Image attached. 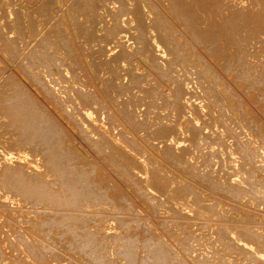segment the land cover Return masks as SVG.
<instances>
[{
	"label": "bare ground",
	"instance_id": "obj_1",
	"mask_svg": "<svg viewBox=\"0 0 264 264\" xmlns=\"http://www.w3.org/2000/svg\"><path fill=\"white\" fill-rule=\"evenodd\" d=\"M64 1L65 0L63 1L45 0V2L43 1L44 3H41L42 4L41 6L39 4V7L41 9H44V12L47 11L49 13L55 4L60 5L62 2L64 3ZM85 1L86 0H77V1L74 0V2L71 1L72 8H77L83 11V9H86L84 6L85 4H83L85 3ZM92 1L91 2L93 4L90 3L91 5H89L91 6V9H95V8L101 9L102 6H100L101 4L99 5V3L96 2L97 0L95 1V3H94V0ZM104 1L107 2V0H104ZM104 1L102 0L101 3H103ZM110 1L112 2L110 3V5L115 6L116 10L118 9L114 13L116 16L115 18L117 17L125 18L123 22L128 26V29L133 31L134 33L129 37L128 41H130L131 43H128V45H126L127 43L121 44L122 41L120 44L118 43L120 45V48H119V51L117 50L116 53L115 52L113 53L112 51L114 49L111 48L112 46L111 47L109 46L112 49L111 52L113 54L112 55L109 52L107 53L110 56V57L108 56L110 58L109 61L111 60V63H112V61L115 62L119 60L120 62L121 58H123L122 56H124V53H125V51L123 52L122 50L127 49L129 50V52H127L125 55L126 56L128 55L129 59H130V56H135L136 61H137L136 63L132 64L133 60L130 61L131 60L130 59L129 61L131 63H129L128 61L127 62L131 64L132 66L134 64L136 66L137 64L138 66L137 68L140 71H138L139 74H136L134 73L135 67L133 68L134 71L129 70L128 69L129 64H126L127 65L126 68L127 67L128 68L127 69L124 68L123 70L125 71L126 69L127 71H129V73L123 74L125 77L122 76L123 70H121L122 71L120 72L121 74L118 72L121 75L119 77L112 79V77L108 75L107 77L108 79L109 77H111L109 80L107 79L106 81L105 80L106 78L105 79L103 78L104 80L103 79L99 80L97 77L98 75L97 73L99 70L96 69L98 68V66L92 63L93 59L91 60L92 62H90L88 55L86 54L82 55L83 58H82V62L80 63L81 64L80 66L82 69L80 70V73L85 74V76L89 79V81H91L92 84L95 83L94 82L95 80L98 81L97 86H95L96 83L91 86L93 88L92 95L88 99H86L87 94L77 89H72V92H73L72 95H70L71 93L70 91H69V94H67L68 92L66 91L67 93L65 92L66 93V95H64L65 97L63 95L62 96L58 95V97H50V93L53 92L55 87H53L52 85V87L49 88L48 84H47L48 86L45 85L46 80L44 81L43 78H40V77H39L40 79H37V77L39 75H43V74H39V72L41 69H44V74L46 70V72L48 73V74L46 73V76L48 75L50 78L49 79L50 85L51 84L55 85L58 83L61 84L67 80V78L63 75L62 71H58L55 65V60L53 57V54H54L53 52L55 51L53 50H55L54 47H56L55 45L57 44L54 43L53 41L52 43L51 40L48 39L50 35L47 37V39H43L42 38L43 36L40 37V35L42 34H40V32H39L40 35L38 34V30L40 29H39L38 22L35 19H33L34 17L32 16L33 11L31 12L24 5L22 6L20 4L21 1L19 2L18 0H0V3L2 2L4 4L3 6L4 9L2 11L0 10L1 12H3L2 15H0V74L5 73L7 70L11 69L10 68L11 65H13V68L14 67L17 68L18 71L20 72V74H18L17 69L15 70L14 68L15 71L12 69L14 77L10 76L12 74L10 73L9 76L11 77V79L13 77V80L11 82L9 81L10 83H8L7 85L8 88L6 89L3 86L5 85L6 81L3 82L2 88H0V264H196L194 262L196 258H198L200 254L203 253L201 252L202 249L199 251L200 253L199 256L197 255L198 253L196 254L198 257L194 255L195 253L193 254L194 256H196L194 257L195 258L194 261L187 259L184 257V255H182L183 252L186 255L185 253L186 250L183 249L184 250L183 252L181 251L182 249L179 250V247L181 248V246L178 244L179 245L178 247V245L176 244L177 243L176 240H173V239L171 240L173 234H168L169 231H171V229H174V228H177L176 229L177 231L178 230L182 231V229H184V226L186 227L188 226L189 228L190 227L192 228L195 226L197 227V230L199 227L200 228L198 230L199 234H200V231L201 232L204 231L205 233H202L203 235L204 234L209 235L210 239L214 237L212 240L216 241V244L215 242L212 243L211 242L212 240L206 237V239L208 238L209 242H211L212 245L215 244L214 247L218 245L217 242H219L220 246L223 245L222 247L225 248L223 251L225 250L228 251L231 254V256L232 254L233 255L235 254L233 259H236L235 257H237L238 259H236L235 261L230 258V261L231 260L234 261L233 263L228 262L230 264H264V209H261L260 208L261 206L259 207V205H257V203H259L257 202V199L261 198V195L260 194L257 195V194L259 192H262L264 188H261L262 190L260 191H259L260 187L258 188L259 192L257 194L255 193L257 197L252 194L257 199L251 195L252 198L256 199V201L254 200L255 202H257L256 204L253 203L254 201L249 196L250 193L253 192L252 190L257 189L258 187L257 185H260L258 183L263 182L260 179V182L256 183L257 184L255 186L256 188H254V185L251 184L253 182L250 181L251 175H252V178L254 176L255 177L257 176L258 178H262L264 180V167L261 166L264 163V160L261 159L262 156L264 158V139H261L259 133L257 132L260 126L258 125V127H256V125L260 120L257 122L255 118H252L251 116H249V113L251 112L245 110V104H246L245 102L248 101L249 99L248 98L246 100L244 99V96L241 97V94H242L241 90L242 92L244 91L243 93H245V95L248 92L244 89L245 87L244 85L246 83L245 81L242 80L245 78L239 79V77L236 78L237 76L236 77L234 76L235 78L232 80L233 77H231L229 74V76L231 77L230 80H232V82L229 80L230 82L225 84V85H228V90L227 89L224 90L225 87L223 85L224 87L223 90L226 91L225 93L223 92L224 93L223 97H220L222 95L217 96L216 94L218 92L217 93L215 92L216 94L213 92L214 96H211L212 95L211 93L206 92L207 96L206 95H205L206 97L204 96L205 100L197 102L198 104H194L196 102L193 103L192 102L193 100L191 101V97L190 99L188 98L185 99L187 97L186 95L188 94H186L185 95L186 97L184 98V86L185 85L184 86L182 85L183 83L182 81L189 77L186 76L187 78L185 77L181 81L182 83H178L180 82L178 80H177L178 82L175 81L176 79H178L177 77L179 76L177 75L179 73L176 75L177 76L176 78L174 77L175 79L172 77V75L175 74L173 71L174 69L176 70L175 67H177L179 63L180 64L182 63V65L186 64L185 61H183L184 59L182 55L185 53L191 52L190 50H192L195 54V56L192 57L193 58L192 62L193 63L195 62L196 65H198V67L197 66L192 67V68H195L197 74L195 73V70L193 69L195 75L193 74L192 70L191 72L190 70L188 71L192 74V75L190 74L189 75L190 76L194 75V77L196 76V79H198V81H199V78H205V77L211 80L212 74L215 70H213L212 72V69L210 68V66L205 62L207 60L204 61V58L202 57L203 53L200 50V48L202 47L199 46L200 47L199 48L198 43L199 42L201 43V41H206V42L210 41L209 43H211V41H216L217 37L221 33L227 34L226 37H227V41H229L228 44H230V40L232 41V43H239V41H236V40L238 39L240 40V38L243 37V35H247V32L253 33L252 38L254 39L255 38L257 39L263 34V37L261 38L264 39V28H263L264 10L260 8H255V7L252 8L253 6L251 7L252 8L251 9L250 8L251 5L250 6L248 5V4H251L250 3L251 0H249L248 4H247V0H241V3L238 5H233V2L231 1L232 2L231 6L227 5L228 1L226 2V0H174L175 2L173 1V4L174 3L175 4L173 6L176 9L174 7L172 8L166 0H110ZM238 1L240 2V0ZM262 1H260L261 4H262ZM88 2L86 1L87 4ZM104 5H106V3ZM258 5H256V7ZM263 5H262V8H263ZM106 6L104 7L105 10L107 8ZM221 6H225L223 7L222 11L218 9V7H221ZM40 8L38 9L37 7L38 11H40ZM220 9H222V7ZM56 10L59 11L60 9L56 8ZM76 10H73V11L76 12ZM89 12L90 13H88L89 14L88 16L91 20H93V21L91 20L90 21L92 24L95 25V26L92 25L90 28H92L95 31L96 27L99 25V21L101 20L100 18L99 20L95 19L96 18L95 14L90 15L93 12L92 13L91 11ZM215 12H217L218 14L220 13V15H215ZM36 13H37V10H36ZM79 13L77 17L80 16ZM108 13H111V12L107 11V14ZM40 14L42 15L43 13H40ZM84 16H85V13H84ZM97 16L99 15L97 14ZM111 17H113V15ZM210 17L211 18L213 17V19H210ZM40 18L37 20H40ZM208 18L210 19V21L214 20L215 23H217L215 24V26L217 27H213V24L207 25L208 23L206 24L207 27L205 29L204 28L194 29V27H191V25L197 26L200 21L206 20V19L208 20ZM74 20H76L75 17H74ZM86 20H87L86 23L88 24L89 19H86ZM76 21L79 22V19L77 18ZM82 22H84V20ZM76 24L72 23L73 31L74 33H76V36L73 35L74 39L75 37L78 36V32H77L78 24L77 25ZM79 24H81L82 26V23H79ZM111 24L112 23H110V25ZM118 24L119 23L117 22L116 23L117 28H118ZM59 25L61 24H59L58 22L57 26L59 27ZM81 26L78 29L79 31H81L84 28V26H82L83 28ZM121 26L119 29L120 33L125 32L123 29L124 26L122 28L123 30L121 29ZM211 27H213L214 29ZM88 28L89 27H87L86 29L89 30ZM117 28L115 29L117 30ZM58 30L59 28L57 29V32L59 34L58 37L60 38V35L63 37L64 34H66L63 32H65V30L68 31L69 29L67 30V29L61 28V32ZM43 31L45 32V30ZM48 32L49 31H47V34ZM86 32L84 33L86 34ZM152 32H154L155 35H153L154 33L152 34ZM80 34H82V32H80ZM239 34L241 35L240 38L238 37ZM99 35L102 36L101 33ZM92 36L93 35H91L90 41L92 40ZM81 37L83 36L81 35ZM105 37L106 35L102 36V38H105ZM233 37H235V39ZM53 38H55V35H53ZM84 38L85 37H83V39ZM107 38L109 37H106V39ZM222 38L223 37H221L220 39ZM87 39L88 38H86V40ZM256 39L254 42L255 44L253 45H256V42H257ZM224 40L225 39H223V41ZM70 41L72 42V37ZM82 41L83 40H81L80 42ZM104 41L106 40L104 39ZM99 42H97V44H99ZM92 43L90 42L89 44H92ZM110 43L108 42V44ZM218 43L220 42H218L217 40V44ZM196 45L198 48L196 47ZM234 45L231 44V47H233ZM81 46H80V49L82 48ZM86 46H89V45H86ZM134 46H135V49H132L134 48ZM221 46H224V45H221ZM227 46L229 47V45ZM257 46L255 47L258 48ZM51 47L52 49L53 48L54 49L52 50ZM60 47L62 48L63 45ZM99 47L104 50V48H102V45ZM237 47H241V46H239L238 44ZM250 47L252 48L253 46H250ZM255 47H253V49ZM64 48L65 47H63V49ZM92 48L88 47V49L90 50ZM106 48L107 47H105V49ZM241 48H238V49H240L241 50L240 52L242 53V50L244 49V47H241ZM80 49L78 50L80 51ZM88 49H85V50H88ZM108 49L109 48H107V50ZM235 49H236V46H235ZM67 50H69V47L68 49H66V52L64 53H67ZM96 50L97 49H95V52ZM219 50L221 51L222 49H219ZM259 50L260 49H258V51ZM208 51H209V48H208ZM236 51H237L236 52L237 54L238 50ZM245 51H248V50H245ZM92 52L93 51L91 50V52H88V54L91 53L92 55ZM154 52L158 53L159 56H157V54L155 55ZM260 52L261 51H259V53ZM21 53L22 55H20ZM69 53H71L70 55L73 56L72 52H69ZM69 53L67 55H69ZM96 54L99 55L98 52ZM170 55H174L176 57L175 58L176 61L174 60L173 56L169 58ZM262 55H264V48L262 49ZM229 56H230V53H229ZM243 56L245 55H242V57ZM247 56H250V55L248 54ZM103 57L104 56H102V58ZM242 57H238V58L235 57V58L236 60H238L239 58L241 59ZM73 58L75 59L76 57H73ZM104 58L107 61L106 56ZM187 58L190 59L189 55ZM233 58L230 57L229 59H233ZM247 58H248L247 59L248 61L249 57ZM250 58L252 61L254 57L252 58L251 56ZM124 59L125 58H123V60ZM23 60L24 61L27 60L26 63H24ZM157 60H160L161 62L159 61L160 62L159 63ZM239 60L237 62H240ZM241 60L242 62H244L243 61L244 58ZM98 61L100 62L102 60H98ZM170 61H173L174 63L171 64ZM71 63H72V66L70 65L67 70L68 74L72 73L70 72V69L72 68L78 67V69H80L79 68L80 66H76L75 64H73L72 60H71ZM103 63H99V64L102 66L104 65ZM249 63L248 65L245 64L244 66L245 67L248 66L250 69H252L253 66L250 67ZM105 64L108 65L107 62ZM237 64L240 65L242 63H237ZM107 65H104V66H107ZM189 65L191 66L190 62H189ZM122 66H119V67L123 68ZM108 67H105V68H108ZM257 67H259V65ZM30 68L32 69L38 68L39 75L36 74L37 72L32 73ZM120 68L119 70L118 69L117 70L120 71ZM110 69L111 68H109V70ZM180 69L183 70V68L181 67ZM241 69L245 70L242 66H241ZM246 69H247L246 71L248 72V68ZM102 70L103 69L101 68V71ZM104 70L106 71V69ZM114 70L115 71L113 70L111 71L117 74L116 69ZM232 70L234 69L232 68ZM78 71L75 72L74 74L78 73ZM251 71L256 73L254 69L250 70L249 72ZM109 72L107 74H110ZM188 72H184V74H187ZM34 73L38 76L34 75ZM241 73L244 74L245 71ZM182 74H180L181 77L183 76ZM216 74H213V78H214V75ZM243 74H238V75L243 76ZM79 75L82 76V74H79ZM118 75H115V76H118ZM5 76H8V75H5ZM105 76H107L106 73H105ZM197 76L199 78H197ZM222 76L220 79H223ZM253 76H256V74H254ZM258 76L255 77V80L259 78V80L257 79L259 82L258 81L256 82L260 84L264 83V79H263L264 77L261 79L263 82L262 81L260 82V77ZM260 76H262V74ZM263 76H264V73H263ZM246 78L248 77L246 76ZM4 79L6 80L7 77L2 78V80ZM126 79L128 82H130V84L127 82L130 86L131 84L132 86H134L133 88H137L138 86H140L138 85V83L140 84L143 82L142 84L144 83L148 84L149 82H152V86H150L151 84H149L150 88H148L149 87L148 86L147 87L148 89H145V90L138 89V90L143 91L141 93L142 95L144 93L143 97L140 96L141 99L137 96L138 95L137 90L134 89L136 93L135 94L132 93L134 94V96H137L139 98V99L136 98L137 100L143 101L142 98H144L145 103L143 102V104H141V102H138L137 104L139 105L141 104L142 107L144 105L146 106L147 109L144 111L143 114L146 115L147 118L141 117L139 119L138 114H136L137 117L134 118L133 115L129 114L131 110L130 107L133 105V102L130 101V99L133 96L132 94H130L132 95L130 96L128 95L129 94L128 93L127 96H125V98L126 97L128 98L129 96L131 98H128L127 100L129 101L123 104L119 103L115 105L113 102L112 105L110 106L109 101L106 102V100L104 99L103 96H105V93L112 92L113 94V92L114 93L116 92L117 94V91H119V89H123V91L122 90L120 91L122 93L119 92L118 94V96L121 94L120 95L121 97L124 91L129 89L128 85H126V82L124 81ZM216 79L217 78L215 77L214 81ZM189 81H192V79ZM189 81L187 82L189 83ZM216 81H215V84H218V82ZM221 81L222 80H220L219 82L221 83ZM184 82L187 84L186 80ZM199 82L197 83V85H199ZM203 82H206V84L208 83L207 81H203ZM28 83L31 87H29L28 85L26 86V84ZM190 83H193V81ZM190 83L189 85L188 84L187 85L190 86ZM124 84L128 87V89H126V86ZM153 84L156 85V87H154ZM235 84H237L238 88ZM192 85L193 84H191V86ZM201 85H202V82L200 83V86ZM207 85L209 86V84ZM63 86L64 85L61 84V88L60 87H56V88L57 90L59 88L64 94V91L62 90L64 88ZM203 86L204 85H202L201 88H203ZM210 86H212V84ZM255 86H258V85H255ZM0 87H1V84H0ZM65 87L67 86L65 85ZM208 88L210 87H207V88L204 87L203 89H208ZM214 88L215 87L210 88L208 90H211V89L214 90ZM68 89H71V88H68ZM131 89L132 88L130 87V90L127 92H131ZM186 89H189L190 93H192L189 87ZM198 89L199 88L195 90H198ZM218 89L220 90V87ZM200 91H202V89ZM199 92L196 91V93H199ZM220 92L222 91L220 90ZM193 93L195 92L193 91ZM55 94H57V92ZM112 94L111 96L113 95L116 96V94H113V95ZM208 94H210V96ZM189 95H192V94H189ZM203 95L204 94H202V97L201 95L198 97L203 99ZM192 96L194 98V95ZM164 97H166L167 100L164 101L165 99ZM110 98L109 99L112 101V97ZM133 98L131 99L132 101L135 100V99L133 100ZM115 99L116 98H114V100ZM257 99H258L257 97H254V102L252 98L250 100H252L251 102L255 103ZM224 101L226 103H231V107H230L231 113L237 119H240L243 122L244 125L242 124L240 125H242L243 127L242 130L245 129L244 131H246V132L243 131L244 134L246 133L247 136H249L247 137V139H250V136L252 137L253 141L248 140L250 142V145H251V142L254 143V145H251L252 149L254 146V149L256 148L257 152L260 149L263 150V153H262L263 155L261 154L262 156H260L261 157L260 159L261 161L263 160V163L259 164L260 168H258V170L256 171V175H255V171H254V175L252 173L251 175L250 174L248 175L246 173V170L247 171L250 170V169L249 170L247 169L248 165L256 164L255 163L256 161L254 160L255 162H253V159H252L256 151H254V153L251 155L252 153V152L250 153L251 148L250 146L246 145L249 142L246 144L244 143L246 142L244 141V138L246 136H244V134L243 135L241 134L244 137L243 138L244 142L241 141L242 138L239 139L238 138L239 136H236V134H234L232 130V128L234 127L233 125L236 123L234 124L231 123L233 124L232 125L233 127H231L230 125V128H231L230 130H232V133L236 137L233 134H231V136L233 135L234 142L232 140L233 143H228L229 139H228V136H226V129L228 131L229 127L226 128L225 125L223 127V124H224L223 121L225 120V118L222 121L221 123L222 125H221L219 124V120L217 118L212 117L213 115L216 116L219 114L222 117V114H224L223 112L224 110H226L225 114L228 115L227 109L229 111V105L226 106L225 105L226 103L224 104L227 107V109L224 108L225 106L223 107L221 106L222 102ZM258 102H261V101H259L258 99ZM249 103L250 101L248 102V104ZM136 105L134 104L133 106H136ZM165 105H167V107L171 109V111L174 114H177L179 118L181 117L183 119V117L185 118V116H187L188 117V118L186 117L187 123H188L187 125H191V126L186 127L187 125H184V122H181L178 125H175V127L172 126V124L174 123H172L173 120L170 119L168 114L166 115L171 120V123H172L171 125L169 124L170 122L168 123L166 121L167 118L165 120H160L161 117L157 114V110L160 108L162 109L163 107L165 108ZM94 106H97V107L94 108ZM255 107H258V106H254V110L258 111L259 108L261 109V105L258 109H255ZM131 108L135 110L133 107ZM138 108L139 106H136V109ZM221 109H224L222 111L223 113L221 112L222 114L219 113ZM141 110L142 108L140 109V111ZM262 110L264 109L262 108ZM153 111H156V115L160 117L159 118L160 121H156L157 123L155 124L153 122L155 121V118H153V121H151V118L153 117L151 115L152 114L154 115L155 113V112L153 113ZM136 112H138V110H136ZM260 112L261 110L258 111V114ZM131 113H135V111L133 112L131 111ZM143 114L140 113L139 116L140 115L143 116ZM159 114L161 115V113ZM201 114H203V116H205L206 118L207 116H209V118H207L206 120L205 119L203 120V116H201ZM166 115L164 117H166ZM227 115H226V118H227ZM231 119L233 120V122H235L234 118L231 117ZM175 120L176 118L174 119V121ZM229 121H228V124H229ZM150 125H152V127L158 126V128L153 127V130L154 129L156 130L157 128L158 129V131L156 130L157 133L160 132L161 134L162 132V134L164 133L167 134L166 136L167 140H169L172 143L175 142L178 145H180V147H178V145L174 144L177 146L178 152L180 154L179 153L175 154L173 153L174 151L170 153L169 151H172V150L170 149L168 151L169 147L167 149V146L159 147V146H154L153 144H151L154 146L153 147L148 143L149 141L146 142V136L148 134L146 130H148V128L151 127ZM177 126L179 127L178 129L179 131L176 130ZM234 128L237 129V127H234ZM203 129L209 130V132L211 131L213 135H215V138L211 139V142H210L211 148H215L216 146H218L219 148V146L227 145V147L231 149L232 155H236L239 153H240L239 155H242L241 156L243 160V161L241 160L243 162L242 165H240L241 162H238L239 161L238 158L233 159V161L237 163V166H238L237 169H239V166H241L240 169L242 171L245 170L246 174H244V172L243 174L246 176V178L250 177V179H247V183H246V180H244L245 176L242 175V171H240V169H239V174L235 176L234 173L235 171L237 172V170H236V165H235V169L233 168L234 166H232L234 162L230 165L235 170L234 173L227 174L228 177L233 176V175L235 176L232 179V181H230L232 177H229L230 179L226 177L229 179V181L225 180L224 182V180L222 179L223 182L219 183L218 181H216L218 182L216 183L214 182L215 179L212 180V177H209L213 181L211 182V180L208 179V176H207L208 174L202 173L205 169L206 170L209 169L207 166L209 165L210 167L211 162L209 164L210 159H208L209 160L207 162L208 165L204 166L205 162L203 159L205 156H201L202 154L201 152H200V156L201 158L203 157L202 161L204 163L202 162H199V163H201L200 165H203L204 167L201 166L203 167V169H200V166L197 167L200 169L198 173H195L193 171V170L196 171L197 169L195 168L193 169L192 168L193 163L191 161L189 163L188 161L190 158H192L190 157L191 155L189 154L188 160L187 158L185 159L183 155H186L187 153H189V147L191 149L193 147L195 148L197 145L199 146L200 141H203V138H204L203 134H206L205 131H204L205 133H203ZM145 132L147 134L144 135L143 133ZM150 132L151 131L149 129V133ZM178 132L181 133L183 138H181L182 136H180V138H177V134H179ZM152 134H153V131H152ZM155 134L156 132L154 133V137H155ZM238 134L239 133H237V135ZM213 135L211 136V138L213 137ZM261 135L263 138L264 137L263 133H261ZM205 136L208 137L207 134ZM154 137L153 139L155 141V139L157 138H154ZM255 139L258 140L259 142L257 143ZM75 140H79L81 142L79 144H82V146L79 145V147H81L82 149L84 148L83 152L80 151L81 149L77 147V145L74 146V142H76ZM160 140L162 139L160 138ZM254 140L256 142H254ZM163 141L164 143L166 142L165 140ZM85 143H87L90 146V148L93 147L92 153L88 151L89 149L86 148ZM167 143L168 142H166L165 144L167 145ZM186 143H188L189 146ZM174 145L172 146L174 147ZM201 149H204V148H201ZM226 150H227L226 148L222 150L221 152L220 150H218V153L222 154V152L223 151L226 152ZM206 152H208V150ZM96 154L99 156L103 155L104 157L103 161H105L106 163L108 162L107 165H109V166L106 165L107 169L108 167L111 168V175L109 174L107 169L103 167V165L101 164L102 162L100 163V161L99 162L97 161L98 158ZM229 154L230 153H228L227 155ZM203 155H205V152H203ZM216 155L218 156V154ZM232 155H230V157ZM259 155L260 154H258V156ZM198 156H196L195 158L193 157L194 158L193 161ZM207 157L205 158L206 160H207ZM221 158H226V157H220V159ZM229 159H232V158H229ZM185 160L188 161L189 165L192 163L190 166H192L191 168L193 170L191 169L189 170L190 166L188 167V165H187V169L183 167L184 166L183 164L187 162ZM196 160L199 161V159H196ZM211 161L214 162V160H211ZM226 161H229V160H226ZM230 161H229V164H230ZM213 162H212V165H213ZM221 162L222 164L224 163V161H221ZM216 163L219 164V161L217 160ZM225 163L227 164V162ZM222 164H220L221 166L219 165L220 167H222L221 172L229 171L226 169L228 167L224 169L223 167L224 165L222 166ZM195 165L194 167L198 166L199 164L197 163V165L196 166ZM214 165H215L213 166L214 168L216 166L218 167V165L215 164V162H214ZM225 166H228V165H225ZM245 166H246V169L245 168L242 169V167H245ZM253 166L255 167V169H257L258 167L255 165ZM185 167H186V164H185ZM218 168L217 170L221 169V168L220 169ZM228 169H230V167ZM201 170L203 171L201 172ZM211 170L209 174L213 173L211 172ZM214 170H216V168ZM252 170H253V167L251 168V172H253ZM208 171L209 170L204 171V172H208ZM105 172H108V174H105ZM230 172H233V170H231ZM214 173H215V178H216L217 175H219V173L217 174L215 171ZM224 174H222L223 177H224ZM219 178L217 180H219ZM254 180H256V178ZM204 182L205 184L202 185V183ZM248 182H249V185H247ZM254 182H257V181H254ZM262 184L260 185L261 187H263ZM245 185L247 187L253 185V187L251 186L253 189L248 190L249 187L246 188ZM255 192H257V190ZM154 193L158 194L156 195L158 197L159 196L162 197L164 195L167 197V198L165 197V199L162 198L163 199L162 202L166 203V201L168 200L171 202L170 207L167 208L164 216L162 217H159L160 215L157 216L158 215L156 212L157 208H155L157 207V205L155 204L156 201H154L155 203L153 204L151 203V201H153L152 197ZM156 196L154 195L155 198ZM262 199L264 198L262 197ZM169 201L168 203H170ZM158 203L160 205L159 198H158L157 204ZM159 205H158V208L162 207ZM161 205H163V203ZM262 205L264 208V203ZM132 206H134V208L139 207L151 219V221L149 220L150 226H151V234L149 233V236L147 238H145L146 234H144L145 236L144 239H143V235L139 237V235H137L138 231H136V229L134 228H131L128 230V228L130 227V224H134V220H135L134 216L136 212L135 214L133 212L135 209L131 212V210L133 209ZM163 208H160V209H163ZM127 211H129V213H127ZM157 211L159 212L158 209ZM142 213L140 215H142ZM144 216L145 215H143L142 218ZM103 217L106 218L105 221H107V223L112 222V225H110L109 230L111 231L115 230L117 233H113V235L107 234V232L105 234L102 233L103 231H101V227H103L102 225L103 224L105 225V223H102L101 225L102 220L100 221V219H102ZM136 220L138 221V219ZM135 226L132 225L131 227H135ZM191 228L190 230L188 228H185V229L189 231H192L193 229L195 230V228H193L192 230ZM144 229H145L144 231H146V228ZM167 229H169V231ZM111 231L109 233H111ZM141 231L142 230H140V232ZM183 233L188 234L189 232L186 231ZM192 234H193V231H192ZM178 235L180 234L178 233ZM178 235L176 237H178ZM191 235L189 236L190 238L189 242H191L192 237L193 239H195L196 238L195 236H197V235L195 236L192 235L191 237ZM187 239H185L184 241L186 242ZM197 239L201 241L203 238L200 239L197 236ZM177 240L179 242V240L181 239H177ZM189 242H188V245H190ZM92 244H95L96 246H94L95 250L92 249L91 251L89 249V246L90 245L92 246ZM183 245L185 246V244ZM194 245H196V242ZM220 246H218L219 248L216 247L218 248V251L220 249ZM192 247L193 245L191 246V248ZM208 247H209V244H208ZM91 248H93V246ZM188 249H190V247ZM193 250L194 249L192 248L190 253L187 250L188 254L191 255V252ZM213 250L211 251V253L214 254L215 250L214 252ZM85 251H87L89 254L84 255ZM206 252L205 254L207 255L208 252L207 253ZM209 254H210V251H209ZM221 254L222 253H220L219 251L218 255H221ZM218 255H216L217 258H221ZM216 256H212V257L216 258ZM223 256H224V253H223ZM202 259L204 260L205 257H203ZM225 260L227 259H223V261ZM221 261L222 260H220V264L222 263ZM207 262H204V263L207 264ZM209 262H213V259ZM217 263H219V261H217L214 264H217Z\"/></svg>",
	"mask_w": 264,
	"mask_h": 264
},
{
	"label": "rangeland",
	"instance_id": "obj_2",
	"mask_svg": "<svg viewBox=\"0 0 264 264\" xmlns=\"http://www.w3.org/2000/svg\"><path fill=\"white\" fill-rule=\"evenodd\" d=\"M18 1H19V2L21 1L20 4H21L22 6L24 5L25 7H27L31 12L33 11V12H32V13H33L32 16H34L33 19H35V20L38 22L39 29H40V30H38V34H39V32H40V34H42V35L39 34L40 37L43 36V37H42L43 39H47V37L50 35V37H49L48 39L51 40V42L53 41L54 43L57 44V45L54 44V45L56 46V47H54L55 50H53L54 48L52 49V47H51V49H52L53 51H55V52H53V53H54V54H53V57H54V60H55L56 68L58 69V71H62L63 75L67 78V80H66L67 82L64 81V83H61L62 85H64V86H63L64 88L62 89V90L64 91V94H63V92H62L59 88H58V90H57V88H56V87H60V88H61V84L58 83V84H55V85H54V84H51V85H50V83H49V81H50L49 79H50V78H49L48 75H47V76H48V78H47V76H46V73H47L46 70H45V74H44V69H41L40 72H39V74H43V75H39V74H38V71H39L38 68H36V69H32V68H30V70L32 71V73H33V72H37L36 74L39 75V76H38V75H36V74L34 73V75L38 76L37 79L43 78L44 81L46 80V84H45L46 86L49 85L48 87L50 88V87H52V85H53V87L56 88V90H55V88H54L55 91L53 90V92H51V93H53V94L50 93V97H58V95H61V96L63 95V96H64V95H66L67 92H68L67 94H69V91L71 92L70 95H72V93H73V92H72V89H77V90H80V91L85 92V93L87 94L86 99H88V98L92 95L93 88H92L91 86H92L93 84H95V83H96L95 86H97L98 81H97V80H95V81L93 80L95 83L92 84L91 81H89V79L85 76V74L80 73V70L82 69L81 66H80V65H81L80 63L82 62V58H83L82 55H85V54L88 55V58L90 59V62L93 61L92 63L95 64L96 66H98V68H96L97 70H99L98 73H97V74L99 75V76L97 75L98 79H99V80H102L103 78H104V79L106 78V79H105L106 81H107V79H108V78H107L108 75L111 76L112 79L121 76V75H120V74H121L120 72H122L121 70H123L124 68H126V66H127L126 64L131 63L130 61L133 60V61H132V64L137 62L135 56H130V59H131V60H130V59H129V56L127 55V56H128V57H127V56L125 55L127 52H129V50H127V49H126V50H122L123 52L125 51L124 56H122L123 58H125L124 60H123V58H121L120 62H119V60H118V61H115V62L112 61V63L114 62L115 64H114V63L112 64V63H111V60L109 61V59H110L109 57H110V56H109V54H107V53L109 52L110 54H112V52H113V53H114V52L116 53L117 50L119 51V48H120V45H119V44L121 43V41H122L121 44H126V43H127L126 45H128V43H131L130 41H128V39H129V37L134 33L133 31L129 30V29H128V26L123 22L125 18H120V17H119V18H118V17L115 18L116 16H115L114 13H115L118 9L116 10V9H115V6L110 5V3H112L110 0H107V2L103 0V1L106 3L107 6L104 5V4H105L104 2H103L104 4L101 3L102 0H101V1H100V0H97V1L94 0V3H95V1H96L97 3H99V5L101 4V5H100V6H102L101 9H96V8H95V9H91V6H89V5H91L90 3H92L93 1L91 0V1H92V2H91L90 0H86L87 2H88V1H89V2H88V4L86 3V1H85V3H83V4H85L84 6H85V8H86V9H83V11H81L80 9H77V8H72V3H71V1L74 2V0H65L64 3L62 2L60 5H56V4H55V5L52 7V10H51L49 13H48L47 11H45V12H46V13H45V12H44V9H41V8L39 7V4H40V6H41V5H42L41 3H44L45 0H18ZM40 1H41V2H40ZM43 1H44V2H43ZM61 1H63V0H61ZM76 1H77V0H76ZM98 1H99V2H98ZM109 1H110V2H109ZM166 1L168 2V4H169L172 8L174 7V6H173V5L175 4V3L173 4V1H174V0H172V1L170 0V1L172 2V4H171V2H170L169 0H166ZM227 1H228V2H227ZM231 1L233 2V5H238V4L241 3V0H240V2H239L238 0H236L237 2H236L235 0H226V2L228 3L227 5H230V6H231V5H232V2H231ZM234 1H235V2H234ZM257 1H258V3H257ZM260 1H262V0H253V1L251 0V2H250L251 4H248V3H249V0H247V4H248L249 6L251 5L250 8L253 6L252 8L255 7V8H260V9H263V10H264V5H263V4H264V2H263L264 0L262 1V4L260 3ZM174 2H175V1H174ZM226 2H225V3H226ZM252 2H254V3H252ZM1 3H2V2H1ZM1 3H0V8H1L0 10L2 11V10L4 9V7H3L4 4L2 3V4H3V5H2ZM26 3H27V4H26ZM108 3H109V4H108ZM236 3H237V4H236ZM92 4H93V3H92ZM258 4H259V5H258ZM260 4H261V5H260ZM62 5H63V6H62ZM67 5H68V7H67ZM103 5H104V6H103ZM256 5H258V6L256 7ZM262 5H263V8H262ZM64 6H65V7H64ZM105 6L107 7L106 10H105V8H104ZM249 6H248V7H249ZM37 7H38V9L40 8V11H38ZM109 7H111V8H109ZM221 7H222V9H220ZM221 7H218V9L222 11V10H223V7H225V6H221ZM56 8H57V9H60V10L57 11ZM65 8H66V9H65ZM112 8H113V10H112ZM174 8H175V7H174ZM252 8H251V9H252ZM53 9H54V11H53ZM76 9H77V10H76ZM102 9H103V10H102ZM108 9H110V10H108ZM114 9H115V11H114ZM175 9H176V8H175ZM232 9H234V8H232ZM34 10H35V11H34ZM36 10H37V13H36ZM64 10H65L66 12H65ZM73 10H76V12L73 11ZM87 10H88V11H87ZM1 11H0V15H2V13H3V12H1ZM41 11H42V12H41ZM55 11H56V12H55ZM78 11H79L80 13L82 12L81 14H82L83 16H82ZM89 11H91V13L93 12V13L90 14V15L95 14V17H96L95 19H98V20H99V18H100V20H101V21H99V25L96 27L95 31H94L92 28H90V27H91L92 25H94V24L91 23V21H93V20H91V19L89 18V16H88V15H89L88 13H90ZM101 11H102V12H101ZM105 11H106V12H105ZM107 11H108V12L110 11L111 13H108V14H107ZM192 11H193V10H192ZM34 12H35V13H34ZM62 12H63V13H62ZM83 12L85 13V16H84V13H83ZM40 13H43V14L41 15ZM56 13H57V14H56ZM74 13H75V14H74ZM76 13H77V14H76ZM78 13H79V15H80L81 17H80V16L77 17ZM100 13H101V14H100ZM39 14H40V15H39ZM45 14H46V15H45ZM86 14H87V15H86ZM97 14H98L99 16H97ZM110 14H111V15H110ZM43 15H44L45 17H44ZM112 15H113V17H111ZM215 15H220V13L218 14L217 12H215ZM215 15H214V16H215ZM36 16H37V18H36ZM39 16H40L41 18H40ZM60 16H61V17H60ZM105 16H106V17H105ZM59 17H60V18H59ZM74 17H75L76 20H77V18H78V19H79V22L76 21V20H74ZM84 17H85V18H84ZM91 17H92V16H91ZM103 17H104V18H103ZM217 17H218V16H217ZM39 18H40V20H37V19H39ZM71 18H73V19H71ZM106 18H107V19H106ZM109 18H110V19H109ZM55 19L59 22V24H61V25H59V27L57 26L58 22H57ZM86 19H89V20H88V24L86 23V22H87ZM112 19H113V21H112ZM114 19H115V20H114ZM118 19H119V20H118ZM210 19H213V17H212V18L210 17ZM210 19H209V18H208V20H207V19H206V20H202V19H201L202 21H200V22L198 23L197 26H192V25H191V27H194V29H195V28H204V29H205V28L207 27V25H210V24H213V27H217V26H215V24H217V23H215L214 20H213V21H210ZM59 20H60V21H59ZM66 20H67V21H66ZM73 20H74V21H73ZM83 20H84V22H82ZM90 20H91V21H90ZM120 20H121V22H120ZM75 21H76V22H75ZM89 21H90V22H89ZM96 21H97V20H96ZM110 21H111V22H110ZM204 21H205V22H204ZM39 22H40V23H39ZM41 22H42V23H41ZM44 22H45L46 24H45ZM77 22H78V23H77ZM117 22L119 23V24H118V28H117V26H116V23H117ZM53 23H54V24H53ZM56 23H57V24H56ZM67 23H68L69 25H68ZM72 23H74V24L77 23V24H78V25L76 24L77 27H78V28H77V32H78V36H79L81 39H80L78 36L75 37V39H74L73 35L76 36V33H74V31H73ZM79 23H82V26H84V28H83V27L81 26V24H79ZM85 23H86V25H85ZM90 23H91V24H90ZM110 23H112V24L110 25ZM121 23H122V24H121ZM123 23H124V24H123ZM207 23H208V24H207ZM40 24H42V25H40ZM43 24H45V25H43ZM55 24H56V25H55ZM63 24H64V25H63ZM107 24H109V25H107ZM204 24H205V25H204ZM206 24H207V25H206ZM50 25H51V26H50ZM105 25H107V26H105ZM121 25H123L124 28H123V26H121ZM40 26H41V27H40ZM42 26H43V27H42ZM49 26H50V27H49ZM61 26H63V27H61ZM80 26L83 28L82 30L80 29L81 31L78 30V29L80 28ZM86 26L89 27V28H88L89 30L86 29V28H87ZM94 26H95V25H94ZM108 26H109V27H108ZM111 26H112V27H111ZM114 26H115V27H114ZM120 26H121V29L123 28L125 32H121V33H120V30H119V29H120ZM57 27L59 28L58 31H60V32H61V28H62V29L64 28V29H67V30L69 29V30H68L69 32L65 30V32H63V33H66L67 35L64 34L63 37L60 35V38H59V37H58L59 34H58V32H57V29H58ZM67 27H68V28H67ZM113 27H114V28H113ZM213 27H211V28H213ZM42 28H43V30H45V32L42 30ZM46 28H48V29H46ZM50 28H51L52 30H51ZM115 28H117L118 31H117ZM263 28H264V23H263ZM55 29H56V30H55ZM123 29H122V30H123ZM194 29H193V30H194ZM213 29H214V28H213ZM84 30H85V31H84ZM98 30H99V31H98ZM114 30H115V31H114ZM47 31H49L48 34H47ZM62 31H64V30H62ZM86 31H87V32H86ZM91 31H92V32H91ZM106 31H107V32H106ZM43 32H44V33H43ZM80 32H82V34H80ZM84 32H86V34H85ZM96 32H97V33H96ZM154 32H155V31H154ZM154 32H152V34H153ZM56 33H57V34H56ZM69 33H70V34H69ZM72 33H73V34H72ZM87 33H89V34H87ZM91 33H92V34H91ZM100 33H101L102 36H105V35H106V37H109V38H107V39H106V37H105V38H102V36L99 35ZM155 33H156V32H155ZM155 33H154L153 35H155ZM84 34H85L86 36H85ZM104 34H105V35H104ZM115 34H116V35H115ZM248 34H249V36H248ZM46 35H47V36H46ZM53 35H55V38H53ZM56 35H57V36H56ZM71 35H72V36H71ZM81 35H82L83 37H85V38L83 39V37H81ZM87 35H88V36H87ZM89 35H90V36H89ZM91 35H93L94 38H93V36H92V40L90 41ZM95 35H96V36H95ZM220 35H221V36H220ZM220 35L217 37L216 41H211L212 44L209 43L210 41H207V42H206V41H201V43H202V42L204 43V44L202 43L203 46H202V44H201L200 42L198 43V47L200 46V47H202L203 49H205V50H203L202 48L199 47L200 50H201L202 53H203V54H202V57L204 58V61L207 60V61H205V62L210 66V68L212 69V72H213V70H215V71L213 72V74H216V73H217L216 75H214V78H213V74H212V78H213V79L211 78V80H210V79L207 78V77H205V78H199V77L197 76V78H199V81H200V82H199L198 79H196V76L194 77V75H195V74H194V70H195V68H192V67H196V66L198 67V65H196L195 62H194V63L192 62V61H193V58H192V57L195 56V54H194V52H193L192 50H190L191 52H188V53H185V54L182 55V56H183V59H184L183 61H185V63H186L185 65H187V66H185L184 64L182 65V63H181V64L179 63V65H178L177 67H175L176 70L174 69V71H173L175 74H173L172 77H173V78H174V77L176 78L177 76H179V77H177L178 79H176L175 81H176V82L180 81V82H178V83H182V82H183V83H184V84L182 83L183 86L185 85L186 88L189 87V88L191 89L192 93H190V90H189V89H186L185 86H184V98L187 96L185 99H187V98L190 99V97H191V101L193 100V101H192L193 103L196 102V103H194V104H198L197 102L204 101V100H205L204 96H205V95L207 96V93H211V94H212L211 96H214V95H213V92H214V93H215V92H216V93L218 92L219 94H218V93H217V94L215 93V94H216L217 96L222 95V96H220V97H223V96H224V93L226 92V91H224V90H226V89L228 90V85H225V84L229 83L230 81L232 82V80H233L236 76H237L236 78L239 77V79H241V78H245V79H242V80L245 81V83H246V84L244 85V86H245L244 89H245L246 91H248L247 94H246L247 96L245 95V93H243L244 91L242 92V90H241V93H242V94H241V97L244 96V99H246V100L249 98L248 101L245 102V103H246V104H245V110L251 112V113H249V116H251L252 118H255L257 122L260 120V121L257 123V125H256V127H258V125L260 126V127L258 128V131H257V132L259 133L260 138H261V139H264V137L262 138V135H261V133H263V136H264V132H263V131H264V116H263V115H264V113H263L264 110H262V108L264 109V86H263L264 83H262V84L258 83V82H259V81H258L259 78H257L258 80H257V79L255 80V77L258 76V75H259L258 77H260V82L262 81L261 79L264 77V76H263V73H264V55H262V49L264 48V46H263V45H264V42H263L264 39L261 38V37H263V34H262V36L258 37L257 39L255 38L256 41H257V42H256V45H253V44H255V43H254V42H255V39L252 38L253 33H251V32H247V35H243V37H241V35L239 34L238 37H239V38L241 37L240 40H239L238 38H236V39H238V40H236V41H239V43H232V41L230 40V44H228L229 41H227V37H226L227 34H222V33H221ZM70 36L72 37V42L70 41V39H71ZM113 36H114V37H113ZM124 36H125V37H124ZM45 37H46V38H45ZM66 37H67V39H66ZM98 37H99V38H98ZM110 37H111V38H110ZM115 37H116L117 40L115 39ZM118 37H119V38H118ZM221 37H223V38L220 39ZM248 37H249V38H248ZM51 38H52L53 40H52ZM61 38H62V39H61ZM86 38H88V39L86 40ZM124 38H125V40H124ZM233 38L235 39V37H233ZM65 39H66V40H65ZM102 39H103V40H102ZM104 39H105L107 42L104 41ZM223 39H225L226 41H225V40L223 41ZM262 39H263V40H262ZM58 40L62 41L63 43L60 42V41H58ZM73 40H74V41H73ZM81 40H83L85 43H84L83 41L80 42ZM85 40H86V41H85ZM100 40H101V41H100ZM109 40H110V41H109ZM111 40H112V41H111ZM217 40H218V42H220V43L217 44ZM220 40H221V41H220ZM259 40H260V41H259ZM261 40H262V41H261ZM66 41H67V42H66ZM88 41H90L91 43L93 42V43H95V44H93V43H92V44H89L90 42H88ZM95 41H96V42H95ZM99 41H100V42H99ZM103 41H104L105 44L103 43ZM222 41H223V42H222ZM53 42H52V43H53ZM58 42H59V43H58ZM68 42H69V43H68ZM79 42H80V44H79ZM97 42H99V44H97ZM108 42H109V43L111 42L113 45H112L111 43L108 44ZM224 42H225V44H224ZM250 42H251V43H250ZM252 42H253V43H252ZM262 42H263V43H262ZM65 43H67V44H65ZM86 43H87V44H86ZM101 43H102V44H101ZM118 43H119V44H118ZM261 43H262V45H261ZM68 44H69V45H68ZM70 44H71V46H70ZM76 44H77V45L79 44V45L77 46ZM83 44H84V45H83ZM100 44L102 45V48H104L105 52H104L103 49H101V48L99 47V46H101ZM213 44H214V45H213ZM216 44H217V45H216ZM219 44H220V46H219ZM231 44H233V45L235 44V45L233 46L234 48L231 47ZM236 44H237V45L239 44V46L244 47V49H245V50H248V51H245V50L243 49L244 52H243V50H242V53H241V52H240L241 50L238 49V48H241V47H237ZM259 44H260V45H259ZM62 45H63V47H65L64 49H63V47H62V48L60 47V46H62ZM66 45H67V47H66ZM81 45H83V46H81ZM86 45H89V46H86ZM90 45H91L92 47H93V45H94V47L92 48ZM95 45H96V46H95ZM97 45H99V46H97ZM104 45H105V46H104ZM204 45H205V46H204ZM206 45H207V46H206ZM221 45H224V46H221ZM227 45H229V47H228ZM257 45L261 46L262 48L259 47V46H257ZM75 46H76V47H75ZM80 46L82 47V48H81L82 50L80 49ZM84 46H85V47H84ZM109 46H110V47L112 46L111 48L114 49L112 52H111L112 49H111ZM113 46H115V47H113ZM215 46H216L217 48H216ZM226 46H227V47H226ZM235 46H236V49H235ZM250 46H253V47L257 46L258 48L255 47V48L253 49V47L251 48ZM68 47H69V50H70V51L67 50V53H64V52H66V49H68ZM73 47H74V48H73ZM77 47H78V48H77ZM88 47L92 48V49H91V50L93 51V52H92V55H91V53L88 54V52H91V50L88 49ZM105 47H107V48H109V49L107 50V48L105 49ZM196 47H197V45H196ZM198 47H197V48H198ZM205 47H207V48H205ZM221 47H222V48H221ZM249 47H250V48H249ZM58 48H59V49H58ZM60 48H61V49H60ZM83 48L88 49L89 51H88V50H85V49H83ZM208 48H209V51H208ZM232 48H233V49H232ZM78 49H80V51H79ZM95 49H97L96 52H95ZM98 49H100L102 52H101L100 50H98ZM132 49H135V46H134V48H132ZM215 49H216V51H215ZM219 49H222V50L220 51ZM241 49H242V48H241ZM258 49H260V50H259V51H261L260 53H259ZM77 50H78V51H77ZM84 50H85V51H84ZM106 50H107V51H106ZM206 50H207V51H206ZM236 50H238V53H237V54H236V52H237ZM60 51H61V53H60ZM68 51H69V52H72V55H73V56H71V55H70L71 53H69ZM99 51H100L101 54L99 53ZM122 51H121V52H122ZM205 51H206V52H205ZM210 51H211V52H210ZM214 51H215V52H214ZM230 51H231V52H230ZM51 52H52V51H51ZM57 52H58L59 54H58ZM80 52H81V53H80ZM85 52H86V53H85ZM97 52H98L99 55L96 54ZM123 52H122V53H123ZM208 52H209V53H208ZM232 52H233V53H232ZM245 52H247V53H245ZM55 53H56L57 55H56ZM68 53H69V55H67ZM83 53H84V54H83ZM190 53H191V54H190ZM229 53H230V56H229ZM154 54H155V55L157 54V56H159L158 53H155V52H154ZM187 54L189 55V58H190L191 60L187 58V57H188ZM231 54H232V55H231ZM233 54H234V55H233ZM246 54H247V55L249 54L250 56H247ZM20 55H22V53H21ZM76 55H77V56H76ZM80 55H81V56H80ZM93 55H94V56H93ZM112 55H113V54H112ZM185 55H187V56H185ZM203 55H205V56H203ZM242 55H245V56L242 57ZM261 55H262V56H261ZM68 56H69V57H68ZM70 56H71V57H70ZM79 56H80V57H79ZM102 56H104V57L106 56L107 61L105 60L104 57H103V58H104V59H103ZM108 56H109V57H108ZM125 56H126V57H125ZM171 56H173V57H174V60L176 61V59H175L176 57H175L174 55H170L169 58H171ZM200 56H201V55H200ZM211 56H212V57H211ZM246 56L249 57V60H248V61H247L248 58H247ZM251 56H252V58L254 57V58L252 59V61H251V58H250ZM65 57H66V58H65ZM73 57H76V58H75L76 61H75V59H74ZM99 57H100V58H99ZM131 57H132V58H131ZM133 57H134V58H133ZM173 57H172V58H173ZM184 57H185V58H184ZM230 57H231V58L234 57V58H233L234 60H233V59H229ZM235 57H236V58H238V57H242L241 59L244 58L243 61H244V62L246 61V62H245V63L242 62V60H241L240 58H239L240 60L238 59L240 62H237L238 60H236ZM70 58H71V59H70ZM80 58H81V59H80ZM186 58H187V59H186ZM217 58H218V59H217ZM245 58H246V59H245ZM64 59H65V60H64ZM67 59H68V60L70 59V60L68 61ZM92 59H93V60H92ZM228 59H229V61H228ZM56 60H57V61H56ZM58 60H59V61H58ZM71 60H72L73 64H75L76 66H80V67H79L80 69H78V67H76V68H72L73 70L70 69V72H72V73H71V74H68V73H67L68 67H69L70 65L72 66ZM77 60H78V61H77ZM91 60H92V61H91ZM98 60H102V61L99 62ZM129 60H130V61H129ZM134 60H135V61H134ZM174 60H173V61H174ZM186 60H187V61H186ZM230 60H231V61H230ZM26 61H27V60H25V61L23 60L24 63H26ZM104 61H106V62L108 63V65L105 64L106 62H104ZM108 61H109V62H108ZM127 61H128L129 63H128ZM157 61L159 62L160 60H157ZM157 61H156V62H157ZM173 61H170V63L173 64V63H174ZM249 61H250V63H249ZM253 61H254V63H253ZM103 62H104V63H103ZM121 62H122V64H123V66H122ZM124 62H125V64H124ZM160 62H161V61H160ZM160 62H159V63H160ZM189 62H190V64H191V66L189 65ZM233 62H234V63H233ZM247 62L250 64V67L253 66L252 69H250L248 66H247V67L244 66L245 64L248 65ZM251 62H252V63H251ZM59 63H60V64H59ZM99 63H103L104 65H107V66H104V65L101 66ZM237 63H242V64L238 65ZM77 64H78V65H77ZM98 64H99V65H98ZM117 64H118L119 66H122L123 68H120ZM194 64H195V65H194ZM234 64H235V65L237 64V65L235 66ZM114 65H116V66H114ZM225 65H226V67H225ZM254 65H255L256 67H255ZM258 65H259V67H257ZM99 66H100V67H99ZM103 66H104V67H103ZM108 66H109V67H108ZM110 66H112V67H110ZM131 66H132V65L129 64V68H128V67H127V68H128L129 70H133V71H134V69H135L134 73L139 74L138 71H140V70L137 68V67H138L137 64H136V66H135V64H134V65L132 66V68H131ZM219 66H220V67H219ZM241 66H242L245 70L241 69ZM105 67H108V68H105ZM117 67H118V68H117ZM134 67H135V68H134ZM180 67L183 68V70L180 69ZM223 67H224V68H223ZM230 67H232L234 70H232V68H230ZM10 68H11V69L8 68L9 70H7L5 73L0 74V80H1V81H0V84H1V87H0V88H2V84H3V82L6 81V82H5V85H3V86L7 89V88H8V87H7L8 83H10V82L13 80V77H14V76H13V72H12V71L14 70L15 67L13 68V65H11ZM101 68L103 69L102 71H101ZM109 68H111V69L109 70ZM113 68L116 69V73H117V74H115V72H112V71H111V70L115 71ZM119 68H120V71H118ZM127 68H126V69H127ZM133 68H134V69H133ZM136 68H137V69H136ZM184 68H185V69H184ZM186 68H187V69H186ZM188 68H189V69H188ZM213 68H214V69H213ZM217 68H218V69H217ZM229 68H230V69H229ZM239 68H240V69H239ZM246 68H248V72H249L250 70H253V69H254V71H255L256 73H254L253 71H251V72L248 73V72L246 71V70H247ZM12 69H13V70H12ZM16 69H17V68H15V70H16ZM104 69H106V71H108V72L110 71V72H109L110 74L113 73V74H112L113 76L110 75V74H107L108 72H106ZM117 69H118V70H117ZM126 69H125V71L123 70V72H122V76H124L123 74H127V73H129V71H127ZM193 69H194V70H193ZM237 69H238V70H237ZM15 70H14V71H15ZM33 70H35V71H33ZM74 70H76V71H74ZM78 70H79V71H78ZM177 70H178L179 72H178ZM189 70H190V72H191V70L193 71V74H194L193 76H190V75H192V74H191L190 72H188ZM219 70H220V71H219ZM230 70H231V71H230ZM77 71H78V73L74 74V73L77 72ZM104 71H105V72H104ZM133 71H131V72H133ZM175 71H176V72H175ZM181 71H182V72H183V71H184V72H188V73H187V74H184V72H183V74H182ZM244 71H245L244 74L241 73V72H244ZM17 72H18V74H20V72L18 71V69H17ZM17 72H16V73H17ZM81 72H83V71H81ZM100 72H101L102 74H101ZM118 72H119L120 74H119ZM218 72H219L220 74H219ZM222 72H223V73H222ZM235 72H236V73H235ZM262 72H263V73H262ZM7 73H8V74H7ZM10 73H12V74L10 75ZM99 73H100V74H99ZM103 73H104V75H103ZM105 73H106L107 76H105ZM140 73H141V72H140ZM178 73H179V74H178ZM195 73H196V70H195ZM233 73H234V74H233ZM252 73H253V75L256 74V76H253ZM260 73L262 74V76H260V75H261ZM47 74H48V73H47ZM79 74H82V76H80ZM118 74H119V75H118ZM177 74H178V75H177ZM180 74H182L183 76L181 77ZM189 74H190V75H189ZM196 74H197V73H196ZM229 74H230L231 77H233L232 80H230L231 77L229 76ZM238 74H243V76L238 75ZM1 75H2V76H1ZM3 75H4V76H3ZM5 75H8V76H5ZM9 75H10V76H13L12 79H11V77H10ZM78 75H79V76H78ZM83 75H84V76H83ZM115 75H118V76H115ZM174 75H175V76H174ZM176 75H177V76H176ZM184 75H185V76H184ZM222 75H224L225 77L222 76ZM232 75H233V76H232ZM244 75H245V76H244ZM36 76H35V77H36ZM41 76H43V77H41ZM77 76L79 77V79H78ZM100 76H102V77H100ZM114 76H115V77H114ZM186 76H188L189 78H190V77H192V78L189 79V78H187ZM219 76H220V77H219ZM221 76H222L223 79H220ZM234 76H235V77H234ZM240 76H241V77H240ZM246 76L249 78V80H248V78H246ZM3 77H5V78L7 77V79H8V78H9V79H8V80H7V79H6V80H5V79L2 80ZM39 77H40V78H39ZM45 77H46V79H45ZM111 77H109V79H110ZM124 77H125V76H124ZM185 77H186L187 79H189V80L192 79L193 83H190V82H192V81H189V80H187V79H184ZM215 77L218 79V80L216 79L217 81L215 80L216 82H218V84H215V81H214ZM218 77H219V78H218ZM228 77H230V78H228ZM175 78H174V79H175ZM193 78H195L196 80L193 79ZM206 78H207V79H206ZM226 78H227L228 82H227ZM104 79H103V80H104ZM109 79H108V80H109ZM183 79H184V80H183ZM205 79H206V80H205ZM219 79L222 80L221 83L219 82V81H220ZM263 79H264V78H263ZM177 80H178V81H177ZM182 80H183V81H182ZM185 80H186V82L189 81L190 86H188V85H189L188 82H187L188 85L184 82ZM194 80H195L196 83L194 82ZM201 80H202V81H201ZM212 80H213L214 82H213ZM229 80H230V81H229ZM9 81H10V82H9ZM68 81H69V82L71 81V82H70L71 84H70ZM124 81L126 82V85H128V87H129V89H128V87L124 84V85L126 86V89H128V90H125V89H124L126 92L124 91L123 95H124V94H125V95H124V96L122 95V96H123V97L121 96L122 98L120 97L121 94L118 96L119 92H120L121 90L123 91V89H119V91H117V94H116V92H115V93L113 92V94H116V96H114V95L112 94V92H110V93H109V92H108V93H105V96H103V97H104V99L106 100V102L109 101V105H110V106L112 105L113 102H114L115 105H117V104H119V103H120V104H121V103L123 104V103L129 101V100H127V99H128V98H131L130 96L133 95L132 98L134 97L133 100L135 99V100H134L135 103H134V101L131 100L132 98L130 99V101L133 102V105H134V104L136 105L138 102H141V104H143V102L145 103L144 98H142L143 101H142V100H137V99H139L140 96L143 97L144 93H143V95H142L141 93H142L143 91H141V90H142V89L145 90V89L150 88V86H152V82H149L148 84H147V83L142 84L143 82L140 83V84L138 83V85H140V86H138V85H136V86H138V87H140V88H138V87H137V88H133L134 86H132V84H131V86H130V85H129L130 82H128L127 79L124 80ZM181 81H182V82H181ZM203 81H207V82H208L207 84H209V86L206 84V82H203ZM256 81H258V82H256ZM127 82H128L129 84H128ZM198 82H199V85H197ZM201 82H202V85H204L203 88H204V87H205V88H207V87H210V88L215 87L214 90H213V89L208 90V89H210V88H208V89H203V88H201V86H202V85L200 86V83H201ZM254 82H255V83H254ZM262 82H263V81H262ZM25 83H27V82H25ZM68 83H69V84H68ZM247 83H248V84H247ZM256 83H257V84H256ZM47 84H48V85H47ZM145 84H146V85H145ZM149 84H151V85L149 86ZM191 84H193V85L195 84L194 87H193V85L191 86ZM205 84H206V86H205ZM211 84H212V86H210ZM213 84H214V85H213ZM27 85H28L29 87H31V86L29 85V83L26 84V86H27ZM65 85H66L67 87H65ZM142 85H143V87H142ZM153 85H154V84H153ZM196 85H197V87H196ZM215 85H217V86H215ZM219 85H220V86H219ZM223 85H224V87H225L224 90H223V88H224ZM235 85L237 86V84H235ZM255 85H258V86H255ZM261 85H262V86H261ZM145 86H146V88H145ZM148 86H149V87H148ZM187 86H188V87H187ZM199 86H200V87H199ZM226 86H227V88H226ZM130 87H131L133 90L131 89V92H127V91L130 90ZM147 87H148V88H147ZM154 87H156V85H154ZM191 87H192V88H191ZM217 87H218V88L220 87V90H221L222 92H220V90H219ZM262 87H263V88H262ZM65 88H66L67 90H66ZM68 88H71V89H68ZM194 88H195V89L199 88L200 90L202 89V91H203L204 93H203L202 91H200L199 89H198V90H195ZM237 88H238V86H237ZM52 89H53V88H52ZM134 89L137 90V94H138V95H137V94H136V95H137L139 98H138L137 96H134V94L136 93V91H134ZM138 89H141V90H138ZM193 89H194V90H193ZM239 89H240V88H239ZM260 89H261V90H260ZM218 90H219V91H218ZM259 90H260V91H259ZM66 91H67V92H66ZM140 91H141V92H140ZM186 91H187V92H186ZM188 91H189V93H188ZM193 91H194L195 93H193ZM196 91H197V92L200 91V92H199V93H196ZM208 91H209V92H208ZM239 91H240V90H239ZM56 92H57V94H55ZM58 92H59V93H58ZM61 92H62V94H61ZM65 92H66V93H65ZM206 92H207V93H206ZM223 92H224V93H223ZM120 93H122V92H120ZM128 93H129V94H128ZM132 93H134V94H132ZM139 93H140L141 95H140ZM200 93H201V94H200ZM222 93H223V94H222ZM257 93H258V94H257ZM111 94H112L114 97L111 96ZM127 94H128V95L132 94V95H130L128 98H127V97L125 98V96H127ZM186 94H188V95H186ZM189 94L194 95V98H193L192 95H189ZM199 94L201 95V97H202V94H204V95H203V99L200 98V97H198V96H200ZM249 94H250L251 96H250ZM256 94H257V95H256ZM259 94H260L261 97L259 96ZM185 95H186V96H185ZM208 95L210 96V94H208ZM216 95H215V96H216ZM206 96H205V97H206ZM248 96H249V97H248ZM59 97H60V96H59ZM64 97H65V96H64ZM108 97H109V98L112 97V101L110 100L111 98L109 99ZM254 97H257V98L259 99V101L262 102V104H261V102H258V99H257V101L255 100V101L258 103V105H257L256 102H255L256 104L253 103V102H254ZM114 98H116V99L114 100ZM117 98H118V100H117ZM136 98H137V99H136ZM164 98H165L164 101L167 100L166 97H164ZM251 98L253 99V102H251V101H252V100H250ZM107 99H108V100H107ZM124 99H125V100H124ZM140 99H141V98H140ZM255 99H256V98H255ZM119 100H120V101H119ZM57 101H58V100H57ZM110 101H111V102H110ZM118 101H119V102H118ZM121 101H122V102H121ZM136 101H137V102H136ZM249 101H250V103L248 104ZM225 103H226L225 101L222 102V105H221V106L223 107V106H225V105H226V106L229 105V111H228V109H227L226 106H225L224 108L227 109V113H228V115L231 114V115H229V116H231L232 118H234V121H235V122H233V120L231 119V117H229L227 114H225L226 110H224V109H221L220 112H219V113H221V112L224 110V111H223L224 114H222L223 112L221 113V114H222V117H221L220 114H219L220 116H219V115H216V116L213 115L212 117H213V118H217V119L219 120V124H221L222 121H223L224 118H225V120L223 121V122H224L223 127H224V125H225L226 128L229 127V130L231 129V128H230V125H231V127H233V126H234V127H237V129L234 128V127L232 128L233 133L236 134V136H239V137H238L239 139L242 138L241 141H243V138H244V137H243L242 135L244 134V132H246V131H244L245 129L242 130V128H243L242 125H244V124H243V122H242L240 119H237V118L231 113V111H230L231 103H226V104H225ZM236 103H237V102H236ZM236 103H235V104H236ZM251 103H252L253 105L255 104L254 106H258V107H255V109H258V108L260 107V105H261V109H260V108L258 109V111L261 110V112H260L259 114H258V111H257V110H254V106H253ZM259 103H260V104H259ZM141 104H140V105L137 104L136 106H139V108L141 107V108H142V110H141L142 112L140 111L141 108H140V109H139V108L136 109V106H133V105H132L131 107H133V108L135 109V110H133V109L130 107L131 110L129 109V110H130V113H129V114H130V115H133L134 118L137 117L136 114H138V118H139V119H140L141 117H142V118L146 117V115H144L143 113H144V111H145L147 108H146V106L144 105V106H143V107L145 108V109H144V108L141 106ZM224 104H225V105H224ZM236 105H237V104H236ZM247 105H248V106H247ZM252 106H253V108H252ZM96 107H97V106H94V108H96ZM222 107H221V108H222ZM248 108H249V109H248ZM250 108H251V109H250ZM162 109H164V110H162ZM162 109L160 108V109L157 110V114H158L162 119H161L158 115H156V111H153V113H154V112H155V113H154V115H153V114L151 115V116H153V117L151 118V121H153V118H155V121H153L154 124L157 123L156 121L165 120L166 118H167L166 121H167L168 123L170 122V123H169L170 125H171L172 123H174V124H172V126H174V127H175V125H178V124L181 123V122H184V125H187V124H188V123H187V119H186L187 116H185V118L183 117V119H182L181 117L179 118L177 114H174V113L171 111V109H169V108L167 107V105H165V108L163 107ZM136 110H138V112H136ZM161 110H162V111H161ZM168 110H169V111H168ZM206 110H207V109H206ZM250 110H251V111H250ZM252 110H253V111H252ZM131 111H132V112L135 111V113H131ZM158 111H160V112H158ZM163 111H164V112H163ZM139 112H140L141 114H143V116H141V115L139 116V114H140ZM162 112H163V113H162ZM166 112H167V113H166ZM252 112H253V113H252ZM159 113H161V115H160ZM262 113H263V115H262ZM162 114H163V115H162ZM164 114H165V115L168 114V116L170 117V119L173 120V122L171 123V120L169 119V117H167V115H166V117H164V116H165ZM135 115H136V116H135ZM170 115H171V116H170ZM226 115H227V118H226ZM151 116H150V117H151ZM156 116H157V117H156ZM162 116H163V117H162ZM201 116H203V114H201ZM254 116H256V117H254ZM171 117H172V118H171ZM219 117H221L222 119L219 118ZM259 117H260V118H259ZM146 118H147V117H146ZM159 118H160V120H159ZM173 118H174V119L176 118V120L174 121ZM187 118H188V117H187ZM207 118H209V116H207ZM207 118H206L205 116H203V120H204V119L206 120ZM228 118H229V120L231 119L232 121H231V120L229 121ZM220 119H221V120H220ZM235 119H236V120H235ZM169 120H170V121H169ZM185 120H186V121H185ZM166 121H165V122H166ZM220 121H221V122H220ZM225 121H226V122H225ZM228 121H229V124H228ZM240 121H241V122H240ZM262 121H263V122H262ZM176 123H177V124H176ZM185 123H186V124H185ZM226 123H227V124H226ZM231 123H233V124L236 123V124L233 125V124H231ZM237 123H239V124H237ZM150 124H151V123H150ZM240 124H242V125H240ZM221 125H222V124H221ZM228 125H229V126H228ZM232 125H233V126H232ZM150 126L152 127V125H150ZM188 126L190 127L191 125H187L186 127H188ZM151 127H149L148 130H146V132H148V134H147L146 132L143 133L144 135L147 134V136H148V137L146 136V142L149 141L148 143H149L150 145L153 144L154 146H159V147H166V146H167V149H168V147H169L168 151H169L170 149L172 150V151H169L170 153L173 152V151H174L173 153H175V154H178V153H179V152H178V149H177V146H176V145H178L177 143H175V142L172 143V142H170L169 140H167V137H166L167 134H165V133L162 134V132H161V134L163 135V136H162V135L160 134V132L157 133V131H158V129H157L158 126H153V127H157V128H156L157 131H156L155 129L153 130V127H152V128H151ZM261 128H262V129H261ZM119 129H120V128H119ZM149 129H150V131H151L150 133H149ZM178 129H179V127L177 126L176 130H178ZM235 129H236V130H235ZM238 129H239L242 133H241ZM259 129H261V130H259ZM229 130L227 131V129H226V136H228V139H229V140H228V143H233V142H234V140H233V135H234V134L232 133V130H230V131H229ZM152 131H153V134H152ZM154 131L156 132V134L159 135V137H158V135H156V134H155V137H154V133H155ZM178 131H179V130H178ZM204 131L206 132V134H207V136H208V137H206V136H205L206 134H203V135H204L203 141H204V140H205V141H204V142H203V141H200L201 143L199 142V146L197 145L198 147H197V146H196L197 148L195 147L196 149H195L194 147H193L192 149L189 147V153L186 154V155H188V156L183 155V157H185V159L187 158V160H188V158H189V154L191 155L190 157H192V158H190L191 160L189 159L188 161H189V163H190V161L193 163V165H192L193 167L190 166L192 163L189 165V163H188L187 160H185V161H187V162L183 164V165H184L183 167L187 169V165H188V167L190 166L189 170H190V169L193 170V169L195 168V169H197V170H196L197 172H196L195 170H193V171H194L195 173H198V172L200 171V169H203L204 166H207V165H208L207 162L209 161L208 159H210V161H209V164H210V162H211L210 167H209V165L207 166V167L209 168V169H207V170H209V171H208V172H204V171H207V170L204 168L205 170H204V171L201 170V172L203 171L202 173H205V174L207 173V174H208V175H207V176H208V179H210L209 177H212V180L215 179L214 182L218 181L219 183H221V182H223L222 179L224 180V182H225V180H226V181H229V179H230L229 177H232V178L230 179V181H232V179H233L237 174H239V169L241 168V166H239V169H237V167H238V166H237V163H236L235 161H233V159L238 158V159H239L238 162H241V164H240V163H239V164L242 165V163H243V162H242L243 160H242V158H241L242 155H239L240 153H239V154H236V155H232V154H231L232 151H231L230 148L227 147V145L219 146V148H218V146H216L215 148H211V147H210V142H211V139H214V138H215V135H213V133H212L211 131L209 132V130H204V129H203V133H205ZM243 131H244V132H243ZM259 131H260V132H259ZM261 131H262V132H261ZM227 132H228V133H227ZM74 133H75V132H74ZM178 133H179V132H178ZM237 133H239V134L237 135ZM150 134H152L153 136L150 135ZM210 134H211V135H210ZM228 134H229V135H228ZM231 134H233V135L231 136ZM241 134H242V135H241ZM149 135H150L152 138H151ZM212 135H213V137L211 138ZM161 136H162V137H161ZM178 136H179V137H178ZM180 136H182L181 133L177 134V138H180ZM234 136H235V135H234ZM236 136H235V137H236ZM241 136H242V137H241ZM244 136H246V137H245L246 139H247V137H249V136H247L246 133L244 134ZM254 136H255V134H254ZM149 137H150L151 139H150ZM153 137H154V138H157V139H155V141H154ZM148 138H149V139H148ZM158 138H159V139H158ZM160 138H161L162 140H160ZM163 138H164V139H163ZM165 138H166V139H165ZM181 138H183V136H182ZM207 138H208V139H207ZM245 138H244V141H246V142L243 141L245 144L249 142L248 140L253 141V139H252L251 136H250V139H247V140H246ZM163 140H165V141L167 140V141H166V142H168L167 145L165 144L166 142L164 143ZM206 140H207V141H206ZM230 140H231V141H230ZM232 140H233V142H232ZM255 140H256V139H255ZM255 140H254V142H256V141H257V143L259 142L258 140H256V141H255ZM75 141H76V142H74V146H76V145H77V147H79V145L82 146V144H79V143H81L79 140H75ZM162 141H163V142H162ZM77 142H78V143H77ZM153 142H154V143H153ZM202 142H203V143H202ZM205 142H207V143H205ZM76 143H77V144H76ZM163 143H164V144H163ZM170 143H172V144H170ZM168 144H169V145H168ZM174 144H176V145H174ZM186 144L188 145V143H186ZM202 144H204L205 147H204V145H202ZM153 145H151V146H153ZM162 145H164V146H162ZM170 145H171V146H170ZM172 145H174V147H173ZM207 145H208V147H207ZM246 145H247V146H250V148H251V150H252V151L250 150V153L252 152V153H251V155H252V154L254 153V151H256V148L254 149V146H253V149H254V150H253V149H252V146H251V145H254V143L251 142V145H250V142H249V143L246 144ZM85 146H86L87 149H89V150H88L89 152H91V153L93 152V147L90 148V146H89L87 143H85ZM154 146H153V147H154ZM188 146H189V145H188ZM202 146H203V147H202ZM170 147H171V148H170ZM178 147H180V145H178ZM223 147H224V148H223ZM255 147H256V145H255ZM79 148L81 149L80 151H82V152L84 151V148H83V149H82L81 147H79ZM172 148L175 149V150H173ZM201 148H204V149H201ZM206 148H208V149H206ZM220 148H221V149L223 148L222 150H224L225 148L227 149L226 152H225V151L222 152V154H223V153H225V154L222 155L221 153H218V150H220V152L222 151ZM191 150H192V151H191ZM193 150H194V151H193ZM200 150H202V151H200ZM207 150H208V152H206ZM175 151H176V152H175ZM196 151H197V152H196ZM198 151H199V152H198ZM259 151H260V152H259ZM261 151H262V152H261ZM195 152L198 153L199 156H198V154H196ZM200 152L202 153L201 156H205L204 159H203V157L201 158V156H200ZM203 152H205V155H203ZM227 152L230 153V154L227 155V154H228ZM191 153H192V154H191ZM208 153H209V154H208ZM212 153H213V154H212ZM226 153H227V154H226ZM262 153H263V150H262V149L258 150V152L256 151V153H254L255 155H256V154H257V155H256V156L254 155L252 159H253V162L256 161V162H255L256 164H252V165H248V166H247V169H248V170L250 169L249 171L246 170V173H247L248 175H249V174L251 175V173L254 175V171H255V175H256V171L258 170V168H260L259 164L263 163V160H264V158H263V156H262V155H263ZM179 154H180V153H179ZM207 154H208V155H207ZM216 154H218V156H217ZM219 154H221V155H219ZM258 154H260V155L258 156ZM261 154H262V155H261ZM96 155H97V154H96ZM212 155H213V156H212ZM224 155H225V156H224ZM226 155H227V156H226ZM230 155H232V156L230 157ZM196 156L199 157V158H198V157L196 158V159H199V161H197L196 159L193 161V159H194ZM207 156H208V157H207ZM216 156L219 157V158H217ZM236 156H237V157H236ZM238 156H239V157H238ZM260 156H262V158H261ZM193 157H194V158H193ZM206 157H207V160L205 159ZM212 157H213V158H212ZM220 157H226V158H221V159H220ZM228 157H229V158H232V159H229ZM258 157H259V158H258ZM97 158H98L97 161H98V162L100 161V163L102 162L101 164L103 165V167L107 169L106 165L108 164V162L106 163L105 161H103V160H104V159H103V158H104L103 155H100V156L97 155ZM200 158H201V159H200ZM214 158H216V159H214ZM227 158H228V159H227ZM257 158H258V159H257ZM260 158L263 159V160L261 161ZM202 159H203L204 162H205L204 166H203V165H200L201 163H199V162L204 163V162L202 161ZM225 159H226V160H229V161L231 160V161H230V164H229V161H226ZM200 160H201V161H200ZM205 160H206V161H205ZM211 160H214L215 164H217L219 168L216 166V167H215L216 170H214L215 168H214L213 166H215V165H214V162L211 161ZM215 160H216V161H215ZM217 160L219 161V164L216 163ZM241 160H242V161H241ZM254 160H255V161H254ZM258 160H259V161H258ZM183 161H184V160H183ZM221 161H224V163L227 162V164H226V163H225V164H224V163L222 164ZM196 162L199 164L198 166H196V165H197ZM212 162H213V165H212ZM220 162H221V163H220ZM233 162H234V164H232ZM257 162H258V164H257ZM195 163H196V165H195ZM185 164H186V167H185ZM220 164H222V166L224 165V166H223L224 169H225L226 167H228V168L230 167V169L226 168L227 170H229V171H227L228 173L225 172V171H222L223 173L221 172L222 167H220V166H221ZM231 164H232V166H234V167H233L234 169H235V165H236V170H237L238 173H237V172H236V171L230 166ZM194 165H195L196 167H194ZM211 165H212V166H211ZM219 165H220V166H219ZM225 165H228V166H225ZM253 165L258 166L257 169H255V167H254ZM263 165H264V163H263ZM263 165H261V166L264 167ZM107 166H109V165H107ZM199 166H200V169L197 168V167H199ZM201 166H203V167H201ZM191 167H192L193 169H192ZM212 167H213V168H212ZM249 167H250V168H249ZM252 167H253V170H252L253 172H251V168H252ZM211 168H212V170H211ZM217 168H218V169L221 168V169H220V170H217ZM231 168H232V169H231ZM244 168L246 169V166H245V167H242V169H244ZM106 169H105V170H106ZM210 170H211V172H213V173L209 174V173H210ZM231 170H233V172H230ZM107 171H108L109 174L111 175V168H110V167H108ZM214 171H215L217 174L219 173V175L216 174V175H217L216 178H215V173H214ZM217 171H218V172H217ZM234 171H235V173H234ZM240 171H242V170L240 169ZM108 172H105V174H108ZM201 172H200V173H201ZM243 172H244V174H246V173H245V170H243V171H242V175H244ZM249 172H250V173H249ZM202 173H201V174H202ZM224 173H226V174H224ZM229 173H230V174H233V173H234L235 176L233 175V176H229V177H228L227 174H229ZM222 174H224V177H223ZM213 175H214V176H213ZM221 175H222V176H221ZM220 176H221V177H220ZM244 176H245V175H244ZM219 177H220V178H219ZM226 177H228L229 179L226 178ZM218 178H219L220 181L217 180ZM225 178H226V179H225ZM245 178H246V176L244 177V180H246V183H247V179H250V177H248V178H246V179H245ZM255 178H256V180H254ZM257 178H258L257 176H256V177L254 176V177L252 178V175H251V179L254 180V181H257V182H254V181H252V180L250 179V181L253 182V183H251V184H253V185H254V188H256V187H255V186L257 185L256 183L260 182V179H261V181H263V182H260V183H258V184L261 185V184L263 183V184H262L263 187H261L260 185H257V186H258L257 189H253V188H252L253 185H251L252 187H251V186H248L249 188H248L246 185H245V186H246V188H248V190L253 189L252 191H253L254 193H253L252 191H250V192H252V193H250V195H249L250 198H251L253 201H254V200L256 201V199H257V198H256L257 195H259V194L261 195V198H258V199H257V202H259V203L255 202V201H254L253 203H254V204L257 203V205H259V207L261 206V207H260L261 209H264V208H263V205H262V204L264 203V202H262V201H264V199H262V197L264 198V195H263V194H264V192H263L264 190L262 191L263 193H262V192H259L260 190H262L261 188H264V180H263L262 178H258V179H257ZM210 180H211V179H210ZM212 180H211V182H213ZM248 181H249V180H248ZM218 182H216V183H218ZM204 184H205V182L202 183V185H204ZM142 185H143V184H142ZM247 185H249V182H248ZM259 187H260V188H259ZM258 188H259V191H258ZM254 190H255V191L257 190V192H255ZM145 191H146V190H145ZM142 192H144V191H142ZM258 192H259V193H258ZM255 193H256V194L258 193V194L256 195ZM252 194L255 195L256 197L253 196ZM154 195L156 196V195H158V194H156V193L153 194V197H152V198H153V199H152L153 201H151V203L153 204V203H155L154 201H156L155 204L157 205V207H155V208H157V209L159 210V212H158L157 209H156V212H157V214H158L157 216L160 215L159 217H162V216H164L165 211L167 210V208L170 207L171 202H170L169 200H168V201H169L170 203H168V201H166L167 204L164 203V202H162L163 199H165V197H166L165 195L162 196V197H160V196H159V197L156 196V198L154 197ZM251 195H252L253 197H255L256 199H255V198H252ZM259 197H260V196H259ZM158 198H159L160 205H159V203L157 204V202H158ZM160 198H161V200H160ZM162 198H163V199H162ZM166 198H167V197H166ZM248 198H249V197H248ZM248 198H247V199H248ZM156 199H157V200H156ZM258 200H259V201H258ZM164 201H165V200H164ZM260 202H261L262 204H261ZM162 203H163V205H161ZM156 205H155V206H156ZM158 205H159V206H162V207H159V208H158ZM166 206H168V207H166ZM128 207H129V206H128ZM132 207H133V209L131 210V212H132L134 209H135V210L138 209L137 211H138L139 213H138L137 211H135V210L133 211L134 214H135V212H136V214H135V216H134V219H135V220L133 219V220H134V224H130V227L128 228V230L131 229V228H134V229H136V231H138V232H137V235H139V237H140L141 235H143V239H144V237H145L144 234H146V237H145V238H147V237L149 236V233L151 234V226H150V221H151V219H150V217H149L145 212H143L139 207H138V208H134V206H132ZM163 207H164V208H163ZM165 207H166V209H165ZM160 208H163V209H160ZM129 211H130V210H129ZM129 211H127V213H129ZM140 212H141V213L143 212L142 215H140V214H141ZM138 214H139V215H138ZM143 215H145L144 217H145L146 219H145L144 217L142 218ZM137 216H138V217H137ZM135 217H136V218H135ZM140 217H141V218H140ZM139 218H140V220H139ZM136 219H138L139 223H138V221H137ZM142 219H144V220H142ZM101 220H102L101 225H102V223H105V225H106V226H105L104 224L102 225V226H103V227H101V231H103L102 233L105 234V233L107 232V234H112V235H113V233H117L115 230H112V231L109 230V229H110L109 227H110V225H112V222L107 223V221H105L106 218H104V217H103L102 219H100V221H101ZM149 220H150V221H149ZM136 221H137V222H136ZM145 221H146V222L149 221V222H147L149 225H148ZM135 223H136V224H135ZM113 225H114V223H113ZM132 225H133V226L136 225V226H135V227H131ZM104 226H105V227H104ZM137 226H138V227H137ZM106 227H108V228H106ZM136 227H137V228H136ZM104 228H105V229H104ZM144 228H146V231H144V230H145ZM185 228H188V229L190 230L191 227L189 228L188 226H187V227L184 226V229H185ZM193 228H195V230H194ZM176 229H177V228L171 229V231H169V229H167V230L169 231L168 234H173V236L171 235V236H172L171 240H172V239H173V240H176V242H177L176 244H177V245L179 244V245L181 246V248H180L179 245H178L179 250L182 249V250H181L182 252H183L184 250H186V251H185L186 255L184 254V252H183V253L181 252L182 255H184L185 258L194 261V259H195L194 257H196L197 255L199 256V254H200L199 251L202 249L201 252H203L204 254H203V253L200 254V256H199L200 258L197 256L198 258H196V260H195V262H194V263H196V264H200V263H201V264H202V263H203V264H206V263H204V262H207V261H208L207 264H209V263H210V264H214V263H216L217 261H219V263H217V264H220V260H222V261H221L222 263L227 264L228 262H232V263H233V262H234L233 260L236 261V259H238L237 257H235L236 259H233V257H234L235 254H234V255L232 254V256H231V254H230L228 251H226V250H225L226 252L223 251L225 248L222 247L223 245L220 246L219 242H217L218 245H216V246L214 247V245L216 244V241L212 240L214 237H213L212 239H210V236H209V235H205V234L203 235L202 233H205L204 231H202V232L200 231V234H199V233H198V232H199L198 230L200 229L199 227H198V230H197V227H195V226L191 228V230L193 229V230H192V231H193V234H192V231H189V230H187V229H185V230L182 229V231H181V230H178V231H180L181 233L178 232ZM178 229H179V228H178ZM105 230H106V231H105ZM140 230H142V231H141L142 233L140 232ZM175 230H176V231H175ZM196 230H197V231H196ZM110 231H111V233H109ZM186 231H188L189 233H188V234H187V233H183V232H186ZM194 231H196V232H194ZM144 232H145V233H144ZM171 232H172V233H171ZM175 232H177V233H175ZM206 232H207V231H206ZM118 233H119V232H118ZM178 233H179L181 236L178 235ZM190 233H191L193 236L197 235V233H198V235H197L198 238H200V239L203 238V239H202L203 241L201 240V241H202V242H201L199 239H197V236H195L196 238L194 237L195 239H193V237H192V235H191ZM185 234H186L187 236H186ZM206 234H207V233H206ZM177 235H178V237H176ZM182 235H183V236L185 235V236L183 237ZM190 235H191V237H192V238H191V242H189V240H190L189 236H190ZM199 235H200V236H199ZM201 235H202V236H201ZM204 236H205V238H204ZM181 237H182V238H181ZM201 237H202V238H201ZM206 237H208L210 240H212V241H211L212 243L215 242V244L212 245V243L209 242V239H208V238L206 239ZM157 238H158V237H157ZM183 238H184V239H183ZM187 238H189V239H187ZM177 239H181V240H179V242H181V243H179ZM182 239H183V241H182ZM185 239H187V240H186L187 243L184 241ZM196 240H197L198 242H197ZM184 242H185V243H184ZM188 242H189V244H190L191 246L193 245L192 248L194 249V250L191 252V255L188 254V252L190 253V251L192 250L191 246L188 245ZM195 242H196V245H194ZM200 242H201V244H200ZM206 242H207V243H206ZM192 243H193V244H192ZM197 243H198V244H197ZM181 244H182V245L185 244V246L183 245V246H184V247H183ZM199 244H200V246H199ZM205 244H207V245H205ZM208 244H209V247H208ZM202 245H203V246H202ZM210 245H211L212 247H211ZM92 246H93V248H91ZM92 246H91V245L89 246V249H90L91 251H92V249H94V246H96V245H95V244H92ZM197 246H198V247H197ZM218 246H220L219 251H220V253H222V254H221L222 256H221V255H218V254H219V251H218V248H219V247H218ZM182 247H183V248H182ZM185 247H187V248H185ZM189 247H190L191 250L188 249ZM202 247H203V248H202ZM207 247H208V248H207ZM210 247L212 248V250L214 249L215 252H216L217 254L214 252V250H213L214 254L211 253L212 250H211ZM216 247H218V248H216ZM95 248H96V247H95ZM205 248H206V249H205ZM209 248H210V249H209ZM222 248H223V249H222ZM183 249H184V250H183ZM203 249H205V250H203ZM94 250H95V249H94ZM187 250H188V252H187ZM189 250H190V251H189ZM196 250H197V252H196ZM216 250H217V251H216ZM206 251H207L208 253H207ZM209 251H210V254H209ZM205 252L207 253V255L205 254ZM194 253H195V254H194ZM197 253H198V254H197ZM223 253H224V256H223ZM85 254L88 255L89 253H88L87 251H85V252H84V255H85ZM187 254H188V255H187ZM193 254H194V255L197 254V255L194 256ZM216 255H218V256L221 257V258H217ZM207 256H208V257H207ZM212 256H216V258H217L218 260H217L216 258H213ZM190 257H191V258H190ZM203 257H205L204 260L202 259ZM222 257H223V259H227V260L223 261ZM192 258H193V259H192ZM209 258H210V259H209ZM211 258L213 259V262H209V261L212 260ZM230 258L233 259V260L230 261ZM207 259H209V260H207ZM228 259H229V261H228ZM197 260H198V261L200 260V261L198 262ZM205 260H206V261H205ZM214 260H215V261H214ZM216 260H217V261H216ZM196 261H197V262H196ZM201 261H202V262H201ZM222 263H221V264H222ZM228 264H230V263H228Z\"/></svg>",
	"mask_w": 264,
	"mask_h": 264
}]
</instances>
